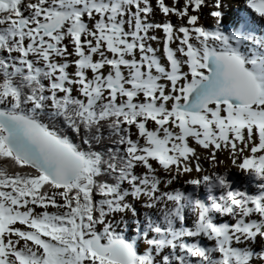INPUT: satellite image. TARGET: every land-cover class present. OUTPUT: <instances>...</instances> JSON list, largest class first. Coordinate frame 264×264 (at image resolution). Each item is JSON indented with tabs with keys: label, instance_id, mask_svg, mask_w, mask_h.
<instances>
[{
	"label": "snow or ice",
	"instance_id": "snow-or-ice-1",
	"mask_svg": "<svg viewBox=\"0 0 264 264\" xmlns=\"http://www.w3.org/2000/svg\"><path fill=\"white\" fill-rule=\"evenodd\" d=\"M0 264H264V0H0Z\"/></svg>",
	"mask_w": 264,
	"mask_h": 264
},
{
	"label": "bare ground",
	"instance_id": "bare-ground-1",
	"mask_svg": "<svg viewBox=\"0 0 264 264\" xmlns=\"http://www.w3.org/2000/svg\"><path fill=\"white\" fill-rule=\"evenodd\" d=\"M232 173H233V174L235 173V170H234V169L232 170Z\"/></svg>",
	"mask_w": 264,
	"mask_h": 264
}]
</instances>
